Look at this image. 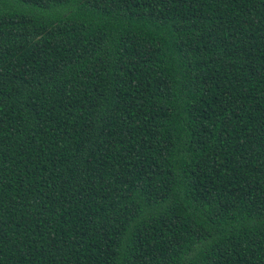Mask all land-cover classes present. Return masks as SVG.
<instances>
[{
    "label": "trees",
    "instance_id": "trees-1",
    "mask_svg": "<svg viewBox=\"0 0 264 264\" xmlns=\"http://www.w3.org/2000/svg\"><path fill=\"white\" fill-rule=\"evenodd\" d=\"M0 264H264V0H0Z\"/></svg>",
    "mask_w": 264,
    "mask_h": 264
}]
</instances>
